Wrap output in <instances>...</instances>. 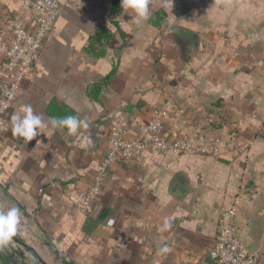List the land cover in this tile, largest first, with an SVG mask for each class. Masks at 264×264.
Masks as SVG:
<instances>
[{"label": "crops", "instance_id": "0c3cea01", "mask_svg": "<svg viewBox=\"0 0 264 264\" xmlns=\"http://www.w3.org/2000/svg\"><path fill=\"white\" fill-rule=\"evenodd\" d=\"M30 1L0 0V26H31ZM60 1L0 133V208L19 209L18 233L52 264H214L234 206L240 242L264 264V0H151L139 24L113 9L121 0ZM52 100L88 127H54ZM27 106L46 124L31 141L11 132ZM154 111L167 136L196 135L205 151L117 161L94 212H79L72 198L89 190L110 127L140 136ZM0 264H19L2 243Z\"/></svg>", "mask_w": 264, "mask_h": 264}, {"label": "built area", "instance_id": "2783aa9c", "mask_svg": "<svg viewBox=\"0 0 264 264\" xmlns=\"http://www.w3.org/2000/svg\"><path fill=\"white\" fill-rule=\"evenodd\" d=\"M68 2L60 0H31L29 9L32 25H24L17 15L8 17L0 26V58L4 60L6 81L0 84V133L8 126L9 112L17 100L24 81L32 74L34 63L52 26ZM196 135L179 137L166 135L159 112L154 111L144 127L143 134L132 136L124 124L110 127L106 152L89 190L72 198L77 210L85 215L94 212L101 185L109 167L117 161L138 158L145 152L165 153L176 150L181 153L204 152L193 144ZM234 206L225 208L218 220L216 240L209 251L214 264H260L259 253L247 250L237 234Z\"/></svg>", "mask_w": 264, "mask_h": 264}, {"label": "clouds", "instance_id": "9594fccd", "mask_svg": "<svg viewBox=\"0 0 264 264\" xmlns=\"http://www.w3.org/2000/svg\"><path fill=\"white\" fill-rule=\"evenodd\" d=\"M151 0H121V6L124 9H132L136 15V23L145 22L149 19V4ZM54 127H66L70 135L76 134L78 129H86L88 122L78 119L76 116H66L60 119L55 117L49 118ZM11 132L17 137H23L27 141L33 140L38 135V129L46 126L41 115L34 114L31 106L24 109V114L19 113L11 117ZM87 143H91L90 139ZM19 209L9 207L7 209L0 208V243L7 241L16 231L19 222ZM168 226L167 224L165 225ZM162 251H169L165 246Z\"/></svg>", "mask_w": 264, "mask_h": 264}, {"label": "water", "instance_id": "95a60500", "mask_svg": "<svg viewBox=\"0 0 264 264\" xmlns=\"http://www.w3.org/2000/svg\"><path fill=\"white\" fill-rule=\"evenodd\" d=\"M2 244L19 264H52L42 258L34 245L23 238L17 230Z\"/></svg>", "mask_w": 264, "mask_h": 264}, {"label": "trees", "instance_id": "16d2710c", "mask_svg": "<svg viewBox=\"0 0 264 264\" xmlns=\"http://www.w3.org/2000/svg\"><path fill=\"white\" fill-rule=\"evenodd\" d=\"M121 8L120 4H117L113 7L114 10H118ZM47 113L51 117H55L57 119L66 117V116H75L76 114L72 109H70L67 105L57 101L52 100L47 106Z\"/></svg>", "mask_w": 264, "mask_h": 264}]
</instances>
